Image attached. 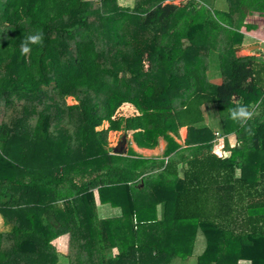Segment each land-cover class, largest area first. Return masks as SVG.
Wrapping results in <instances>:
<instances>
[{
    "label": "trees",
    "instance_id": "obj_1",
    "mask_svg": "<svg viewBox=\"0 0 264 264\" xmlns=\"http://www.w3.org/2000/svg\"><path fill=\"white\" fill-rule=\"evenodd\" d=\"M167 1L0 0V264H170L194 257L200 233L195 264H264V60L235 52L253 2ZM37 29L43 44L22 55ZM240 103L254 113L244 128L227 112ZM111 131L144 149L162 138L174 157L119 155ZM81 169L91 178L68 179L76 197L59 207L54 192ZM94 188L118 217H98ZM63 234L66 256L51 245Z\"/></svg>",
    "mask_w": 264,
    "mask_h": 264
},
{
    "label": "crops",
    "instance_id": "obj_2",
    "mask_svg": "<svg viewBox=\"0 0 264 264\" xmlns=\"http://www.w3.org/2000/svg\"><path fill=\"white\" fill-rule=\"evenodd\" d=\"M252 2H253L252 3V8L248 10V14H247L246 20H245V25L246 24L248 25V22L252 21L251 18H250V15H252L254 13L253 8L255 7L254 6V1H252ZM219 4L220 3H216L215 4L216 8L224 9V8L217 7V5H219ZM224 7H225V5H224ZM263 35L264 34H260V30H256L253 35H250V34L249 35H245L246 39L244 40V43L242 44V47L247 46V48H249V46L253 44L252 42L257 43L258 40L263 41V39H262ZM242 47L239 50H242L243 49ZM216 71H218V70H216ZM212 72H215V70L212 71ZM205 109L208 110L207 114H212L214 117L212 119H209V120H206V118L204 117V121H203L202 125L208 127L211 132H213L215 134H218L219 133V124L217 123V119H216L217 117H216L215 110H213V108L211 106H204V110ZM133 112L136 113V111L132 110L131 113H133ZM107 127H108V124L106 123V125L105 126L102 125L101 128L102 129H106ZM96 130H101V129L97 128ZM115 134L118 136V139L120 138V136H122L121 132H109L108 136H111V135L113 136ZM178 134H179L178 137L174 138L176 143L178 145H180L181 148H186L185 140H186L187 135H188L187 128L186 127L180 128L179 131H178ZM124 141H126V145H125L126 147L124 148L125 151L123 152L124 154H119V155H126L127 151L130 150L133 153H135L137 155V157L140 158V159L147 160V161H152V162L164 160V164L165 165L167 163V162L165 163V161L168 160V158H170V157L173 158L174 157V154L172 156L170 155L168 158L164 156L163 153H164V150L166 148V142L162 138H159L158 145L155 148H153V149H144V148L137 147L136 144H134L131 135ZM225 141H226V144L228 146V149L241 150V148H242L241 147L242 143L237 140V138H236V136L234 134L227 135V137L225 138L224 142ZM114 143L115 142H113V144ZM218 143L219 144H223V143H220V142H218ZM109 147L112 150L113 149L115 150V148L111 144V141L109 143ZM230 153H231V151H229V150L223 151V155H224L223 157L224 158L225 157H229ZM154 169H155V171H153L154 173L158 172V170H159V168H157V166H156V168L154 167ZM184 169H185V165L178 167L177 175H178L179 179H183V173L185 171ZM65 178L67 180H65L64 185H62L61 188H58L54 192V194H55V196L57 198V202L56 203H58V206L61 207V208H63V204H66L67 201H71L72 202V200L75 199V197H76L75 193H71L70 182H69L68 179L74 180L77 183H82V182L88 181V179L91 178V177L89 175V171L88 170L81 169V170H77V173H76L75 176H72V174L69 173ZM168 180L170 181V178L165 180L166 183H168ZM140 186H142V184ZM92 196H93V201H94V207H95V209L97 211V215H98V217L100 219H108V218L118 217L119 216V209L112 208L108 204H102L100 202V198H99V195H98L97 188H94L92 190ZM157 212H158L157 218L159 220L161 218V214L159 213V207L157 209ZM60 216H59V219L60 218L62 219V217H60ZM58 240H61L60 242H62V249L58 248L56 246V241H58ZM204 241H205V239H204L203 235L201 233L197 234V237L195 239V246H197L196 250H198V251H195L197 256L200 255L204 251V248H205ZM51 245L54 247L55 251L58 254H60L62 256H66L67 253H68V245H69V236H68V234H63L61 236H58L57 238H55L51 242ZM177 262H182V264H190V262H193L195 264V257L192 256V257H189V258H187L185 260L184 259H179V258L178 259H173L170 262V264H172V263L174 264V263H177ZM61 264H69V263H67L66 261H61Z\"/></svg>",
    "mask_w": 264,
    "mask_h": 264
},
{
    "label": "rangeland",
    "instance_id": "obj_3",
    "mask_svg": "<svg viewBox=\"0 0 264 264\" xmlns=\"http://www.w3.org/2000/svg\"><path fill=\"white\" fill-rule=\"evenodd\" d=\"M133 0H128V3H126L124 0H121V3L124 4V5H131ZM188 0H171V1H168V2H172L173 4L175 5H180V4H185ZM254 1V13L252 15H250V18H251V22H248V25H245L241 28V32L244 34V35H253L254 32L256 30H260V34H264V0H252ZM166 2V3H168ZM215 4H216V0H214ZM217 3H220L219 5H217V7H220V8H224V2L223 0H217ZM262 39L264 41V35L262 36ZM263 41H258L257 43H260V42H263ZM253 44L255 42H252ZM242 47V46H241ZM243 49L242 50H239V48H237L235 50L237 56H255V57H259L260 59L264 60V51L262 50H256V51H251L247 48V46H244L242 47ZM209 68L210 70L214 71V77H219V72L216 71L218 70V61H217V56L216 55H210L209 57ZM66 102L68 105H73L75 104L74 100L71 99V98H67L66 99ZM128 110L127 109H124V112H126ZM132 110H130L131 112ZM123 112V111H122ZM208 110H204V117L206 118V120H209V119H212L214 116L212 114H207ZM103 125L105 126L106 123H103ZM102 127V126H101ZM101 127H99V129H102ZM113 132V131H111ZM121 132V135L120 138L118 139V136L115 134V135H111V136H108V142L110 143L111 141V144L113 145L114 148H116L118 146V144L121 142V141H124L126 140L127 136L124 137V133L122 131ZM113 142H115L113 144ZM126 145V144H125ZM124 145V148L126 147ZM221 147L223 146V144H220ZM123 149V148H121ZM217 149H219L217 147ZM8 227L6 226V224H4L1 216H0V231H4V230H7ZM61 240H58L56 241V246L58 248H61L62 249V242H60ZM196 250V249H195ZM195 250L193 252V255L194 257L197 256V254L195 253ZM198 251V250H196ZM173 264V263H172ZM174 264H182V262H177V263H174ZM190 264H194L193 262H190ZM240 264H249V262H245L243 263L242 261L240 262Z\"/></svg>",
    "mask_w": 264,
    "mask_h": 264
},
{
    "label": "clouds",
    "instance_id": "obj_4",
    "mask_svg": "<svg viewBox=\"0 0 264 264\" xmlns=\"http://www.w3.org/2000/svg\"><path fill=\"white\" fill-rule=\"evenodd\" d=\"M43 41H44V34L39 29L25 35L20 43L21 54L22 55L29 54L32 51L33 45H42ZM227 112L229 118L232 121L236 122L241 128H244L247 124V121L252 119L254 115L253 111L250 110L249 106L244 105L243 103L238 104L236 107L227 109ZM216 147H221V145L216 144ZM222 149L223 147L220 148V152Z\"/></svg>",
    "mask_w": 264,
    "mask_h": 264
},
{
    "label": "water",
    "instance_id": "obj_5",
    "mask_svg": "<svg viewBox=\"0 0 264 264\" xmlns=\"http://www.w3.org/2000/svg\"><path fill=\"white\" fill-rule=\"evenodd\" d=\"M251 51H256V50H262L264 51V41L260 42V43H254L252 45L249 46L248 48ZM125 145V141H121L118 146L115 148V151L117 154H122L125 149H121L123 146Z\"/></svg>",
    "mask_w": 264,
    "mask_h": 264
},
{
    "label": "built area",
    "instance_id": "obj_6",
    "mask_svg": "<svg viewBox=\"0 0 264 264\" xmlns=\"http://www.w3.org/2000/svg\"><path fill=\"white\" fill-rule=\"evenodd\" d=\"M215 144H217V145H219V143H215ZM223 147V146H222ZM219 149H217V147L215 146L214 147V152L216 153V154H218V153H220V148L221 147H218ZM167 162V160L165 161V163Z\"/></svg>",
    "mask_w": 264,
    "mask_h": 264
},
{
    "label": "bare ground",
    "instance_id": "obj_7",
    "mask_svg": "<svg viewBox=\"0 0 264 264\" xmlns=\"http://www.w3.org/2000/svg\"><path fill=\"white\" fill-rule=\"evenodd\" d=\"M125 144H126V141H125ZM122 148H124V146H123ZM122 154H123V153H122Z\"/></svg>",
    "mask_w": 264,
    "mask_h": 264
}]
</instances>
